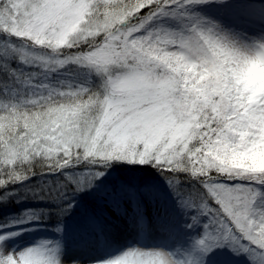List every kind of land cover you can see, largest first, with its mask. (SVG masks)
Returning a JSON list of instances; mask_svg holds the SVG:
<instances>
[{
    "label": "snow or ice",
    "instance_id": "snow-or-ice-1",
    "mask_svg": "<svg viewBox=\"0 0 264 264\" xmlns=\"http://www.w3.org/2000/svg\"><path fill=\"white\" fill-rule=\"evenodd\" d=\"M212 2L0 0V188L82 165L86 176L69 177L80 192L110 162L149 164L182 208L196 210L189 227L207 220L188 251L135 249L100 264H232L241 254L264 264V168L248 159L264 155V90H244L233 76L264 63V36L245 43L218 23L181 15ZM13 58L39 71L13 69ZM69 65L96 82H49ZM39 194L62 199L64 186ZM2 227L0 264H63L58 241L9 252L18 233Z\"/></svg>",
    "mask_w": 264,
    "mask_h": 264
},
{
    "label": "rangeland",
    "instance_id": "rangeland-1",
    "mask_svg": "<svg viewBox=\"0 0 264 264\" xmlns=\"http://www.w3.org/2000/svg\"><path fill=\"white\" fill-rule=\"evenodd\" d=\"M181 15L200 16L218 23L245 43L264 36V0H223L222 3L213 0L183 9ZM162 24L169 30L179 29L174 20H164ZM2 40L7 37L0 36ZM8 42L19 46L16 38ZM8 63L13 69L39 71L34 65L22 64L18 58ZM85 79L94 83L97 77L88 75L86 69L77 65H69L52 73L49 82L82 83ZM259 80V75L249 73L237 84L247 90ZM248 159L259 167L264 155L254 153ZM110 165L92 188L80 192L74 190L76 185L72 180L89 173L82 165L54 173L37 171L21 182L0 188V226L3 233H18L7 241V250L20 252L42 240L58 241L63 264H75L76 259L83 260L82 264H100L135 249L177 253L190 250L193 241L202 235L207 220L201 217L199 224L189 227L196 210L180 206L164 173L153 171L156 167L149 164L115 161ZM57 185L64 186L62 199H48L39 194L42 189ZM183 186L188 190L192 187L187 183ZM57 227L61 232L56 231ZM65 252L71 257H64ZM232 264H262V261L259 254L255 260L241 254L233 256Z\"/></svg>",
    "mask_w": 264,
    "mask_h": 264
},
{
    "label": "clouds",
    "instance_id": "clouds-1",
    "mask_svg": "<svg viewBox=\"0 0 264 264\" xmlns=\"http://www.w3.org/2000/svg\"><path fill=\"white\" fill-rule=\"evenodd\" d=\"M195 65H193L194 67ZM188 71H192V67L187 69ZM249 73H254L260 76V80L257 82L259 83V90H264V63H252L245 65L243 67H238L233 72V76L238 83V80L245 79ZM215 75V72L213 73ZM259 168H264V161H262L259 165Z\"/></svg>",
    "mask_w": 264,
    "mask_h": 264
},
{
    "label": "bare ground",
    "instance_id": "bare-ground-1",
    "mask_svg": "<svg viewBox=\"0 0 264 264\" xmlns=\"http://www.w3.org/2000/svg\"><path fill=\"white\" fill-rule=\"evenodd\" d=\"M120 225H122V223H120L119 224V227H120ZM106 226V225H105ZM107 227H109V226H107ZM117 227V226H116ZM118 227V228H119ZM95 229H98V230H100L98 227H95ZM161 232H167V231H161ZM87 249H91L89 246L87 247ZM70 255H69V253H67V252H65V254H64V257H69ZM71 257V256H70ZM72 257H74V255H72ZM78 262H76L75 264H79V263H81L82 264V262H83V260H81V259H76ZM86 261V260H85Z\"/></svg>",
    "mask_w": 264,
    "mask_h": 264
},
{
    "label": "trees",
    "instance_id": "trees-1",
    "mask_svg": "<svg viewBox=\"0 0 264 264\" xmlns=\"http://www.w3.org/2000/svg\"><path fill=\"white\" fill-rule=\"evenodd\" d=\"M153 171H158V169L156 168V169H153Z\"/></svg>",
    "mask_w": 264,
    "mask_h": 264
}]
</instances>
